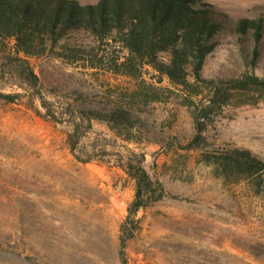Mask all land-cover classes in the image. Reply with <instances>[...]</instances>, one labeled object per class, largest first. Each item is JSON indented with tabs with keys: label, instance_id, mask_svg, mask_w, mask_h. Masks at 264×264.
Segmentation results:
<instances>
[{
	"label": "rangeland",
	"instance_id": "rangeland-1",
	"mask_svg": "<svg viewBox=\"0 0 264 264\" xmlns=\"http://www.w3.org/2000/svg\"><path fill=\"white\" fill-rule=\"evenodd\" d=\"M206 1L232 22L264 18V0ZM31 62L44 94L60 108L111 102L110 88L134 83L55 57ZM2 68L0 61V93H25L21 81ZM245 69L237 38L221 35L205 75L235 76ZM257 72L264 76V55ZM162 86L171 84L165 79ZM78 92L86 94L79 101ZM28 100V94L14 102L0 98V264H122L120 229L135 195L134 180L115 159H76L68 145L70 123L46 117L38 101L32 107ZM180 102H154L141 113L153 134L178 136L184 143L193 137L192 117ZM206 134L212 150L242 147L264 157V101L227 106ZM85 142L145 152L148 170L168 191L167 198L139 212L141 227L126 249L128 264H264V194L217 177L202 150L164 148L153 139L115 141L100 122Z\"/></svg>",
	"mask_w": 264,
	"mask_h": 264
},
{
	"label": "trees",
	"instance_id": "trees-1",
	"mask_svg": "<svg viewBox=\"0 0 264 264\" xmlns=\"http://www.w3.org/2000/svg\"><path fill=\"white\" fill-rule=\"evenodd\" d=\"M237 38L246 69L235 76L207 77V61L221 44V35ZM248 45L251 48H248ZM264 55V18L235 22L206 0H0V61L2 72L21 81L25 93H0L14 102L29 95L45 109L46 117L67 120L72 126L68 145L80 162L115 163L135 182V195L121 225L120 257L140 229L138 214L164 200L163 181L151 174L147 156L129 146L87 145L95 122L105 124L119 139L131 144L154 140L164 148L202 150L203 161L227 184L246 183L264 194V157L249 148L212 150L207 131L229 105L264 101V76L257 69ZM50 56L133 80V85L110 94L98 106H56L43 92L41 77L31 59ZM149 75L150 80L145 78ZM168 79L171 86L162 83ZM86 94L78 92L77 101ZM173 97L188 108L195 133L188 142L178 136L153 134L141 114L154 102ZM42 113L39 108H36Z\"/></svg>",
	"mask_w": 264,
	"mask_h": 264
}]
</instances>
